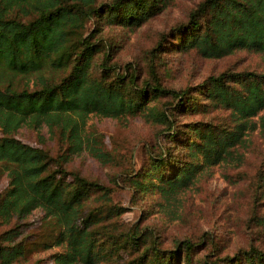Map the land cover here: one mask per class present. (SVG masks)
Returning a JSON list of instances; mask_svg holds the SVG:
<instances>
[{"label": "trees", "instance_id": "16d2710c", "mask_svg": "<svg viewBox=\"0 0 264 264\" xmlns=\"http://www.w3.org/2000/svg\"><path fill=\"white\" fill-rule=\"evenodd\" d=\"M165 1L114 0L103 6L97 0H6L0 6V164L7 166L10 179V189L0 196V219L8 222L41 209L55 220L63 230L58 245L65 247L57 264H264V251L253 247L221 258L213 250L212 261H207L209 256L196 259L204 241L185 240L174 249H160L154 234L112 222L123 209L108 206L111 189L63 168L84 151L109 162L85 135L91 116L122 120L142 115L164 127L171 143L181 140L184 133L177 128L176 113L190 110L189 89L162 87L152 63L153 83L144 84H139L135 70L118 73V67L109 65V53L95 65V56L105 48L84 37L93 17L105 14L112 23L139 27L158 14ZM175 32L180 50H195L207 59L241 51L264 56V0H206L188 26ZM203 92L214 106L231 112L233 129L216 134L193 126L199 139L186 141L189 159L177 162L165 148L145 174L130 176L136 192L175 198L208 165L234 160L233 149L255 129L253 119L264 111V74L223 73L209 78ZM166 98L171 103H164ZM22 128L57 133L67 144L65 153L54 159L48 151L24 144L16 138ZM259 128L264 140V117ZM97 193L108 207L88 210ZM22 254L20 245L0 244V264H13Z\"/></svg>", "mask_w": 264, "mask_h": 264}, {"label": "rangeland", "instance_id": "374dc122", "mask_svg": "<svg viewBox=\"0 0 264 264\" xmlns=\"http://www.w3.org/2000/svg\"><path fill=\"white\" fill-rule=\"evenodd\" d=\"M5 1L0 0V6ZM113 1L97 0V4L105 6ZM205 1H165V7L139 27L112 23L105 14L93 17L86 24L84 37L90 36L91 43H100L105 48L95 56V65L109 53V65L118 67V73L127 75L131 69L135 70L139 84H144L153 83L152 63L162 87L176 91L189 89L190 110L176 113L177 128L184 133L177 144L163 134L167 132L164 127L146 121L142 115L122 120L91 116L85 135L95 141L109 162L84 151L63 164L68 174H78L111 189L108 206L123 209L112 222L154 234L159 238L160 249H174L185 240L204 241L196 259L208 257L213 250L220 258L232 257L251 247L264 251V140L259 128L264 111L253 119L255 129L247 132L242 144L233 149L234 160L208 165L189 188L171 200L157 191L141 195L132 186L130 176L145 174L165 148L172 151L177 162L189 159L186 141L199 139L191 131L193 126L201 125L204 131L210 129L216 134L233 129L231 112L214 106L204 96L209 78L223 73L264 74L261 54L241 51L221 59H207L195 50H180L175 29L188 26ZM96 73L100 76L102 71ZM228 85L237 87L232 82ZM155 101H149V105ZM163 102L171 103V100L166 98ZM16 138L48 151L54 159L67 148L60 136L57 133L52 136L47 128L38 131L22 128ZM54 169L57 170L56 166ZM8 175L7 166L0 164V196L10 189ZM100 196V193L92 195L88 210L108 207L104 206V200H99ZM0 223V244L22 248V256L13 264H57V257L64 253V245H58L63 230L41 209L22 217L16 215L8 222L0 219ZM214 259L215 256H209L207 261Z\"/></svg>", "mask_w": 264, "mask_h": 264}]
</instances>
